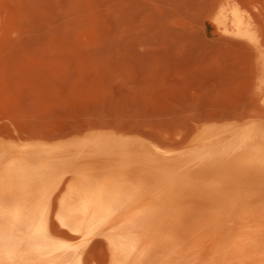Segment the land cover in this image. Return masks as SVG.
Wrapping results in <instances>:
<instances>
[{"label": "bare ground", "instance_id": "1", "mask_svg": "<svg viewBox=\"0 0 264 264\" xmlns=\"http://www.w3.org/2000/svg\"><path fill=\"white\" fill-rule=\"evenodd\" d=\"M218 18L247 34L237 8ZM0 264H264V113L174 142L0 133Z\"/></svg>", "mask_w": 264, "mask_h": 264}, {"label": "rangeland", "instance_id": "2", "mask_svg": "<svg viewBox=\"0 0 264 264\" xmlns=\"http://www.w3.org/2000/svg\"><path fill=\"white\" fill-rule=\"evenodd\" d=\"M230 8L247 34L217 23ZM254 112L264 0H0L2 134L107 126L174 142Z\"/></svg>", "mask_w": 264, "mask_h": 264}]
</instances>
